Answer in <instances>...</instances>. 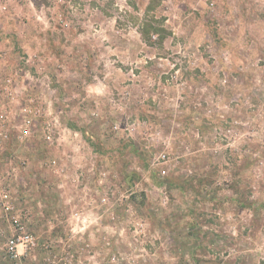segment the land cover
Returning a JSON list of instances; mask_svg holds the SVG:
<instances>
[{"label":"rangeland","instance_id":"rangeland-1","mask_svg":"<svg viewBox=\"0 0 264 264\" xmlns=\"http://www.w3.org/2000/svg\"><path fill=\"white\" fill-rule=\"evenodd\" d=\"M0 264H264V0H0Z\"/></svg>","mask_w":264,"mask_h":264},{"label":"built area","instance_id":"built-area-1","mask_svg":"<svg viewBox=\"0 0 264 264\" xmlns=\"http://www.w3.org/2000/svg\"><path fill=\"white\" fill-rule=\"evenodd\" d=\"M47 139L50 140L51 137L47 136ZM3 207L5 210L11 208L10 204L6 201L3 202ZM20 224V223H19ZM21 226V224H20ZM21 227H19L20 229ZM35 246V239L31 233L21 231L17 235L13 236L7 243L6 248L9 256L11 258H17L19 256L18 249L21 247L23 249H31Z\"/></svg>","mask_w":264,"mask_h":264},{"label":"crops","instance_id":"crops-1","mask_svg":"<svg viewBox=\"0 0 264 264\" xmlns=\"http://www.w3.org/2000/svg\"><path fill=\"white\" fill-rule=\"evenodd\" d=\"M97 248V247H96Z\"/></svg>","mask_w":264,"mask_h":264}]
</instances>
